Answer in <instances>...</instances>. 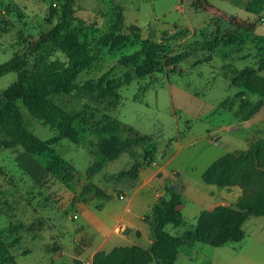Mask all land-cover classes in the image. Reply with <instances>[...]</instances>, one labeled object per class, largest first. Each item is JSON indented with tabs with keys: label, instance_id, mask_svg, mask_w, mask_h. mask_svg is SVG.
Instances as JSON below:
<instances>
[{
	"label": "rangeland",
	"instance_id": "1",
	"mask_svg": "<svg viewBox=\"0 0 264 264\" xmlns=\"http://www.w3.org/2000/svg\"><path fill=\"white\" fill-rule=\"evenodd\" d=\"M249 1L76 0L84 39L103 34L117 8L139 38L109 45L76 77L90 86L108 73L94 93L62 98L76 113L73 136L48 128L21 103L46 151L30 155L0 132V236L13 258L0 264H92L99 250L133 241L147 247L152 224L144 216L154 220L157 199L170 198L172 187L185 221L165 227L175 237L191 234L203 210L240 211L239 185L219 187L201 176L216 159L264 137V94L241 84L264 78V11L247 12ZM64 3L0 0V91ZM114 225L133 236H116ZM243 230L242 240L218 247L181 245L176 263L264 264V216L246 214Z\"/></svg>",
	"mask_w": 264,
	"mask_h": 264
},
{
	"label": "trees",
	"instance_id": "2",
	"mask_svg": "<svg viewBox=\"0 0 264 264\" xmlns=\"http://www.w3.org/2000/svg\"><path fill=\"white\" fill-rule=\"evenodd\" d=\"M75 2L65 0L57 22L40 36L39 42L32 48L31 59L21 61L15 81L0 91V132L33 156H40L46 150L42 142L28 130L18 103L48 128L65 137L73 136L76 131V113L66 111L61 104L62 98L71 94L94 93L102 88L101 82L108 73L90 86H78L76 77L109 45L120 44L129 37L139 38V27H126L122 9L117 8L103 34L94 40L84 39L83 29L76 23ZM245 10L251 14L264 11V0H250ZM57 52L62 57L57 56ZM241 84L249 92L264 94V78L258 75L243 79ZM99 146L103 148V141ZM201 177L203 182L219 187L239 185L243 193L236 206L245 214L230 206L217 205L198 215L191 234L175 237L165 227L168 224L180 227L185 221L178 210L181 205L180 194L169 188L170 198L159 197L153 207L154 220L150 221L148 215L144 216L143 220L152 224L151 243L147 247L132 244L114 246L108 252L99 250L94 254L92 264H177L181 245H192L197 241L218 247L242 240L246 214L264 216V137L253 142L246 150L226 153L216 159ZM0 257L10 262L13 260L1 236Z\"/></svg>",
	"mask_w": 264,
	"mask_h": 264
},
{
	"label": "crops",
	"instance_id": "3",
	"mask_svg": "<svg viewBox=\"0 0 264 264\" xmlns=\"http://www.w3.org/2000/svg\"><path fill=\"white\" fill-rule=\"evenodd\" d=\"M126 210L129 211V208H127ZM120 219H123V218H119V220H120ZM124 225H125V226H129V225H131V224H129V222L127 221L126 224H124ZM129 228H130V227H129ZM114 229H115V225H114L113 228H112V232H114ZM135 230H138V229H135ZM139 232H140V231H139ZM114 233H115V232H114ZM115 234H116V236H120L121 238H125V237H127V236H133V235H129V234H128V235H126V234H122L121 232H120V233H115ZM142 235H143V233L140 232V237H142ZM149 241H150V240H149V238H148V243L151 242V241H150V242H149ZM100 244L102 245V243H100ZM132 244H136V242H135V241L130 242V245H132Z\"/></svg>",
	"mask_w": 264,
	"mask_h": 264
},
{
	"label": "water",
	"instance_id": "4",
	"mask_svg": "<svg viewBox=\"0 0 264 264\" xmlns=\"http://www.w3.org/2000/svg\"><path fill=\"white\" fill-rule=\"evenodd\" d=\"M172 189H174V187H172Z\"/></svg>",
	"mask_w": 264,
	"mask_h": 264
}]
</instances>
